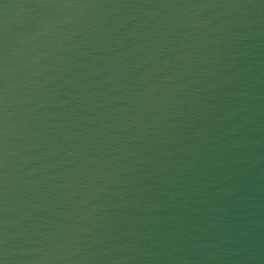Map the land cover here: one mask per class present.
<instances>
[{"label": "water", "instance_id": "95a60500", "mask_svg": "<svg viewBox=\"0 0 264 264\" xmlns=\"http://www.w3.org/2000/svg\"><path fill=\"white\" fill-rule=\"evenodd\" d=\"M0 264H264V0H0Z\"/></svg>", "mask_w": 264, "mask_h": 264}]
</instances>
